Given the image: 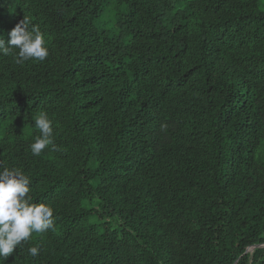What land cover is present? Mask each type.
<instances>
[{"label": "trees", "instance_id": "1", "mask_svg": "<svg viewBox=\"0 0 264 264\" xmlns=\"http://www.w3.org/2000/svg\"><path fill=\"white\" fill-rule=\"evenodd\" d=\"M24 17L49 54H0V170L54 227L0 264H264V0H0L5 46Z\"/></svg>", "mask_w": 264, "mask_h": 264}, {"label": "clouds", "instance_id": "2", "mask_svg": "<svg viewBox=\"0 0 264 264\" xmlns=\"http://www.w3.org/2000/svg\"><path fill=\"white\" fill-rule=\"evenodd\" d=\"M8 36L7 46L0 37V54L8 55L13 49L18 50L14 53L17 64L30 59L42 62L47 58L49 53L44 36L39 26L28 18L20 20ZM33 126L39 130V135L34 137L30 150L33 156H39L53 144L52 121L46 112L41 111L34 117ZM30 183L29 177L19 168L4 167L0 170V258L4 260L33 233H44L54 227V210L46 204L32 202L28 195ZM28 251L36 256L39 248L33 246Z\"/></svg>", "mask_w": 264, "mask_h": 264}, {"label": "rangeland", "instance_id": "3", "mask_svg": "<svg viewBox=\"0 0 264 264\" xmlns=\"http://www.w3.org/2000/svg\"><path fill=\"white\" fill-rule=\"evenodd\" d=\"M104 18H105L104 16L103 17H100L99 18V22H101Z\"/></svg>", "mask_w": 264, "mask_h": 264}]
</instances>
